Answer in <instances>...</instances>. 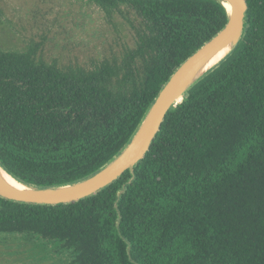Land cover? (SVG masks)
Segmentation results:
<instances>
[{
	"label": "trees",
	"instance_id": "trees-1",
	"mask_svg": "<svg viewBox=\"0 0 264 264\" xmlns=\"http://www.w3.org/2000/svg\"><path fill=\"white\" fill-rule=\"evenodd\" d=\"M72 2L80 28L101 16V56L60 64L39 44L0 48V164L26 185L72 183L108 163L227 22L216 0ZM246 3L241 41L168 111L133 174L69 204L0 197V235L56 263L264 264V0Z\"/></svg>",
	"mask_w": 264,
	"mask_h": 264
},
{
	"label": "water",
	"instance_id": "water-1",
	"mask_svg": "<svg viewBox=\"0 0 264 264\" xmlns=\"http://www.w3.org/2000/svg\"><path fill=\"white\" fill-rule=\"evenodd\" d=\"M227 13V22L211 39L187 57L162 86L129 142L108 163L84 179L51 187H35L21 183L0 164V197L12 202L32 205L69 204L93 196L118 180L144 158L168 111L205 74L222 62L243 37L248 6L246 0H216ZM228 6V7H227ZM225 54L210 67L201 70L219 52ZM2 173L19 187L8 184Z\"/></svg>",
	"mask_w": 264,
	"mask_h": 264
},
{
	"label": "rangeland",
	"instance_id": "rangeland-1",
	"mask_svg": "<svg viewBox=\"0 0 264 264\" xmlns=\"http://www.w3.org/2000/svg\"><path fill=\"white\" fill-rule=\"evenodd\" d=\"M82 13L72 0H0V48L21 50L39 44L37 53L47 62L89 63L106 51L103 42L109 35L101 33L99 14L93 23L78 27ZM56 17L60 23L52 26ZM45 253L39 244L0 235V264H67Z\"/></svg>",
	"mask_w": 264,
	"mask_h": 264
},
{
	"label": "bare ground",
	"instance_id": "bare-ground-1",
	"mask_svg": "<svg viewBox=\"0 0 264 264\" xmlns=\"http://www.w3.org/2000/svg\"><path fill=\"white\" fill-rule=\"evenodd\" d=\"M228 7V6H227ZM225 50L219 52L217 55H215L207 64L206 66L201 70V72L205 69L210 67L212 64H214L219 58H221L224 54H225ZM2 178L10 185L14 186V187H19L15 182H13L8 176L4 175L2 173Z\"/></svg>",
	"mask_w": 264,
	"mask_h": 264
},
{
	"label": "flooded vegetation",
	"instance_id": "flooded-vegetation-1",
	"mask_svg": "<svg viewBox=\"0 0 264 264\" xmlns=\"http://www.w3.org/2000/svg\"><path fill=\"white\" fill-rule=\"evenodd\" d=\"M0 22H1V19H0Z\"/></svg>",
	"mask_w": 264,
	"mask_h": 264
}]
</instances>
